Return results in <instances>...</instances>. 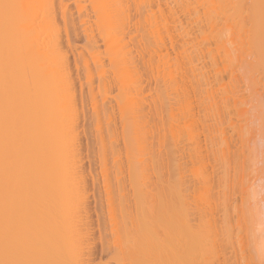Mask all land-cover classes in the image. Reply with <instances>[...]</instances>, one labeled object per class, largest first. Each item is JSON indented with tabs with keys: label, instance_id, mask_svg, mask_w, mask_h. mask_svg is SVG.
<instances>
[{
	"label": "bare ground",
	"instance_id": "bare-ground-1",
	"mask_svg": "<svg viewBox=\"0 0 264 264\" xmlns=\"http://www.w3.org/2000/svg\"><path fill=\"white\" fill-rule=\"evenodd\" d=\"M138 1L136 2L133 0H90V4L93 8L92 9V11H93L92 16L94 18L98 19V20H96V23L98 22L99 24L102 25V22H104L103 26H105V29H106V26H107V29H109L107 32H106L107 29L103 30L105 32L100 34L102 32V27H97V25H96L97 28L95 27V29L97 30L100 28L101 32L98 30L97 31L94 30V32L95 31L98 33L100 32L99 33L100 34L99 36L101 37L100 40L101 41L103 40V42H104V44L101 42L103 45V49H104V46L106 48V46L108 45V49H106V51L108 52V54H107L108 59L107 60H109V61L107 62V64L109 63V65L117 68V70H118V65L119 66L121 65L120 69L118 70L117 73H116L117 70L115 68H114V70H112V68H111L112 73L113 74L116 73L115 75L117 76V74H118V76H119V71H120V75H122L123 73L124 74L126 73L125 74L126 75L125 80L126 79L128 80L127 76L130 78V81H128V82L126 81L127 84L130 83V85H128V87L126 88L127 89L126 93L128 94V96L126 97L124 104L122 101V105L119 104L118 107H120L121 108L120 110H122V109H124V106H125V109L127 108L128 115L130 114V116H128L126 114V115H124V117L128 116V119L130 121V125H132L136 129V130L133 129L134 130V132H133V130L131 128L134 135L137 133L135 135L137 139L135 138V136H133L134 137L133 139L134 140L136 139L135 144L136 143L138 144V146H137V144L135 145L136 149H134V150H137V147H138L137 151L139 152L137 159H136V156H135V158L133 157V159H135V161H136L135 162L133 160V162H135L136 169L138 170V173H139V174L137 173L139 175L138 177H140L139 189L137 188L138 189V191H137L134 188L135 190L133 189L134 191L132 192L133 198L131 197L132 199H129L128 198L129 192L126 193L125 192L126 189H123V187H122V189L120 188V183H121L120 180H122L121 173L123 172L121 169H123V167H122L123 165L121 166V162H119V159L117 158V156H119V155H118L117 151L115 150V148L111 147V146H113V144L108 145V143H109L108 140L110 139V138L109 139L107 138L108 135L107 136L105 135L107 139H105V137L103 139V136H102L104 133L105 134L109 133V132H107V129H106L107 127L106 128L104 127V124L106 123L104 120V116H103V119H101L103 121V124H101L102 121L100 120V117L98 116L99 114H95V119H94L95 128L94 129L96 131L95 137H96V141H97V145H98L97 160H98V164H99V171L97 170L98 174L97 173L92 174L93 172H91V176H92V180H93L94 184H96V183L100 184L99 182H101V185H99V187L100 186L102 187L101 191H103L102 196H104V198H103L104 201L101 200V202H102L101 207H98V208H100V210H102L101 208L105 205V211H104L105 212V218H104L103 213H101L102 215L100 213L99 214L101 216H103V218L107 221V222L105 221V224H107V229L104 230V233L106 231V233L109 235V236H107V234H104V235H106V241L108 242L107 246H110V247L112 246L113 252L111 253L112 254L111 258H112V260L115 261V263L117 261L118 264H125L124 263V261H125L124 255L127 252V250H126L125 246H124V248L121 247L124 250L120 249L118 246H122L121 243H123L122 241L124 239H125V242L127 241V237H129L128 235H134L135 236V242H137L139 244V246H146V250H145V247L143 248V250L146 251L144 254L145 257H144V259L141 258L142 261L145 260L143 264H214V259L219 258L218 256H220V255L223 256L224 250H223L222 254L217 255L219 253L218 252L219 249H216L217 246L215 247L213 245L215 242V237H217V235H219V234L216 233V235H215V233H214V237H213V232L215 230L214 231L212 230V227H214V226L211 227V224L208 221L210 216H208L209 218L207 221L202 220V216L205 213H208V214L214 213V212H212L214 207H212V204L210 203L209 200L211 199L210 196L212 195V197H213V194L215 192L211 193V195L208 192L210 191L209 186L212 185L211 183H210L211 185L209 184V182H212L211 180H209V178L211 177V175L214 174V172H215L214 170H216V169L213 170L214 165L213 166L211 165L213 171H211L212 172L211 174L208 172L207 160H209V158H207V156L203 157V155H202L203 153L201 154L199 151V149L202 148V146L200 148L197 146V144H200L199 141L197 142V140H198L197 138L199 136L198 137L196 136L197 137L196 138V137H194L195 135L193 134L195 132H196V135L199 133L197 132V130H195V131L193 130L194 127L197 129H198V127L196 126V120L193 118L194 113L191 112L192 111L191 105H190L191 104L190 103L191 97L189 99L187 97L188 95H186V93H185V95H186L185 98H181L182 100L179 97V94H180V96H183L184 91L180 90V93L178 94L177 90H170L169 89V92H168V90H164L163 91V93L165 94V97L163 96L164 97L163 100L165 101V102H163L164 106L161 103H160V105L163 106L162 112L165 109V111H164V114H165L164 119L165 120H164V122H161L162 117H161V115H158V112H157L158 110H157V108H155V109H153V112L154 113L157 112L158 117L156 116L157 119L154 121V123L151 125L149 124L150 126L147 127V122H146L147 116L144 118V116L146 114L143 115L144 110L147 109L146 108L147 106L144 109L142 107L141 100L139 101L137 99V95H136V94H138L137 91L141 89L140 84H136L138 81H140V78L138 75V72L140 73V71H139V68L137 67L138 65L134 62V57L131 55L132 51L129 48H127V44H125L124 43L125 41H123V40H126V39H123V34L126 33L127 29L125 28L126 29L125 30L122 28L123 25L124 26L127 25V27H128V24H125V23H129V22L131 23L130 16L126 11L129 10L131 6L133 7V5L134 6L137 5V3H139ZM140 1L143 2V0H140ZM147 1H149V0H147ZM57 2H59V4L61 5L63 3V0H58ZM67 2H68V0H67ZM73 2L76 4V2H78V1H73ZM151 2H152V0H151ZM229 3H230V1H229ZM231 3H232V1H231ZM53 4H54L53 0H0V264H86V261H87V263H89L88 259L91 258V257H89L90 256L89 255L90 254V250H89L90 248L88 246H91L92 243L89 242L91 240V238L89 240V237H91V233H94V232H91V230L89 229V226H90L89 221L90 220L88 219V216H87L88 215V213H87V202H88L87 193L88 192L85 191V189H86L85 178L87 177L86 176L87 174H85L81 168L82 157L80 158V156H79L80 151H79V147H78L80 143H78V136H77V133L75 132V129H74V126H76V123H77L76 120H77V116L79 113L76 114V111H77L75 109L76 106L72 105L73 104V102H72L73 93L72 92H74V91L71 92V87H72L73 83L70 80L71 76L69 77L70 70H69V66L67 63L68 61L66 60L67 55H65L66 57L63 55L64 53H66L67 49L65 50L63 48L65 50V51H63V49L60 48V42L58 40V29L60 28L59 27L60 25L59 26L56 25V22L54 21L55 16H54ZM176 4H177V2H176ZM43 5L46 6V8ZM66 5L67 4L65 3L64 6H66ZM248 5H247V7H248ZM54 6H56V5H54ZM58 6H57V8H58ZM76 6L77 7L80 6V8H81V5H79V4H77ZM135 7H134L135 12H136V10L138 12V8L136 7L137 9H135ZM42 8H45V10L43 9L44 10L43 11ZM139 8H141V7H139ZM204 8H202V9H204ZM38 9L42 12L37 15L36 11ZM63 9H64V7H63ZM182 10H184V9H182ZM56 11H57V9H56ZM61 11H62V9H61ZM70 11H69V14H68V11H66L67 12L66 14L64 12H61V14L58 13L60 16V20L62 19V21H63L62 22L63 25L66 23V15H70V16H68L70 19V17H71ZM217 11H218V9H217ZM84 12H87V10ZM135 12H134V14H135ZM151 12H150V14H151ZM188 12H190V11H188ZM255 12H256V10H255ZM130 13H132V12H130ZM142 13H144V12H142ZM252 13L254 14V12H252ZM156 14H159V13H156ZM197 15H198V13H197ZM199 15H200V13H199ZM84 16L86 18L85 13H83V15L82 14L80 15V17H81L80 20H79V16H78V19L76 18L77 20L75 19V22L79 21V23H76V26H78V24H80V22L83 23V21H84L83 17ZM175 16H177V15H175ZM224 16H225V13H224ZM134 17L135 16H133V18ZM148 17H149V15H148ZM193 17H195V16H193ZM89 19H91V18H89ZM193 20H194V18H193ZM94 21H95V19L93 20V22ZM153 21H154V19H153ZM162 21H165V20L163 19ZM85 22L87 23V20ZM191 22H190V24H191ZM195 22H196V20H195ZM246 22H247V20H246ZM57 23H59V22L57 21ZM71 23H73L72 20H70V22L68 24L71 25ZM137 24L139 26L138 20H137V22L133 23L134 28L135 27L139 28V27H137ZM143 24H145V23L143 22ZM171 24H172V22H171ZM181 24H183V23H181ZM85 25H88V23ZM85 25L82 24L81 29H84L82 27ZM166 25H168V23ZM179 25H180V23H179ZM206 25H207V23H206ZM254 25L256 26V24H254ZM57 26H58V28H57ZM74 26L75 25H73V27ZM164 26L162 25L161 29L164 28ZM169 26H170V23H169ZM89 27H87V28L89 29ZM61 28H63V26H61ZM64 28H65V26H64ZM93 28H94V26H93ZM206 28H207V26H206ZM214 28H215V25H214ZM226 28H227V25H226ZM251 28H252V26H251ZM70 29L73 30L74 28L73 29L70 28ZM197 29H198V27L196 28V30ZM91 30H92L91 28L88 30L89 32H87L86 29L81 30V31H83L82 35L83 36L86 35V38L85 37L84 38L85 39L88 38V40H90V42H88V43L86 42V44H85V45L88 44L87 45V47H88L89 43H90V46L88 47V49H90V51H92L91 50L92 49L91 48L92 42L93 43L96 42V44H98V42H99V40L97 42V40H96L97 38L95 39L96 34L94 36ZM151 30H152V28H151ZM154 30H155V28H154ZM229 30H230V28H229ZM231 30H232V28H231ZM73 31L75 32L76 29ZM73 31H71V32H73ZM133 31L135 32L136 30H133ZM142 31H143V29H142ZM156 31L157 30L154 31L155 34L153 32L154 35L157 34ZM170 31H172V30H170ZM238 31H240V30H238ZM242 31H243V29H242ZM259 31L261 33L260 27H259ZM64 32H66V31H62V34ZM221 32H222V30H221ZM76 33H77V31H76ZM79 33H80V31H79ZM79 33H77V35ZM194 33H197V32L195 31ZM201 33H202V31H201ZM256 33H258V31H256ZM256 33L253 35L255 36ZM262 33L264 34L263 31H262ZM64 35H65L64 38H66V33H64ZM127 35H128V33H127ZM194 35H196V34H194ZM212 35H213V33H212ZM258 35H259V33H258ZM99 36H98V38H99ZM129 36H131V33ZM138 36H140V34ZM146 36H148V33H146ZM157 36H158V34L156 35V37ZM246 36H248V35H246ZM165 37H166V35H165ZM258 37L261 38L260 36H258ZM61 38H63V35H61ZM74 38H76V37H74ZM134 38H135V42H137L138 39H136V37H134ZM222 38H223V36H222ZM225 38L226 37H224V39ZM244 38H246V37L244 36ZM158 39H160V36H158ZM189 39H191V38H189ZM200 39H201V37H200ZM261 40L262 39H260V41ZM62 41H63V39H62ZM71 41H73V40L71 39ZM129 41L130 40H128V42ZM140 41H141V39H140ZM160 41H162V40H160ZM180 41H182V40L180 39ZM232 41H233V38H232ZM256 41H259V40H256ZM66 42H68V48H69V41L66 40ZM79 42H82V41L79 40ZM195 42H196V40H195ZM71 43L74 44L73 42H71ZM72 44H71V47H72ZM132 44L135 45L134 43H132ZM254 44H255V42H254ZM261 44H262V42H261ZM138 45H140V44L138 43ZM162 45H163V43H162ZM188 45H190V44H188ZM74 46H75V44L73 45V47ZM128 46H130V45H128ZM161 46H159V47H161ZM176 46H177V43H176ZM194 46H195V44H194ZM262 46L264 47V44ZM84 47H86V46H83V49H84ZM98 47H99V45H98ZM134 47L137 49L136 45ZM66 48H67V46H66ZM99 48H101V47H99ZM149 48H151V47H149ZM171 48H173V47H171ZM182 48H183V45H182ZM229 48L231 49V47H229ZM69 49H71V48H69ZM93 49H94V46H93ZM96 49H98V48H96ZM136 49H135V51H136ZM241 49H242V47H241ZM253 49H255V48H253ZM84 51H85V49H84ZM88 51L89 50H86V52H88ZM90 51L88 53L89 55L87 54L88 57H90L91 54L96 53V52L90 53ZM104 51H105V49H104ZM137 51L141 52L142 48H141V51L138 49H137ZM171 51H172V49H171ZM77 52H80V51H77ZM161 52H164V51L161 50ZM161 52L159 50L158 53H161ZM263 52H264V49H263ZM100 53H99V55H102ZM242 53H243V51H242ZM255 53H257V52H255ZM66 54H68V53H66ZM70 54H71V52H70ZM137 54H138V52H137ZM213 54H215V53L214 52L212 53L211 51H207L206 57H209L211 59V61L209 62L210 65L211 66L213 65V68H217L218 65L215 62L216 60H214L215 57ZM105 55H103V56H105ZM138 55H140V53ZM184 55L186 56L185 51H184ZM140 56H142V55H140ZM149 56H151V55H149ZM168 56H169L168 52H166V54H163V57L158 60L156 66H154V65L156 63L155 61H157V60H155V61L152 60L150 62L151 69H149V70H152V64L151 63L155 62L153 65L154 67H156L155 71H157V73H160V72H158V70L161 68V66L163 67V64H164V67H165L170 62V60H173L171 58L168 61L167 60ZM188 56L190 58V55H188ZM199 56H200V54H199ZM224 56L226 58H228V61H229L228 62L227 59L225 60V58L223 57L224 58V64L223 65L227 67L228 65H230V61H231V59H229V52L227 49L225 50ZM180 57L182 58V56H180ZM86 58L82 55V53H80L79 56H76V57L71 58V59H73L72 60L74 63L73 67L75 68V70H76L75 72L77 73L76 77L79 76L78 72H80V70H84L83 75L85 77V83H86V85L88 84L89 87H91V76H93L91 70H93V68L90 69L89 63L92 61L91 66L93 65L92 67H94V70H96V69L98 70V68H100V70L103 71L104 66L102 65V61H100V60L104 59V57L102 59L101 58L98 59L97 55H94V56H91L89 58L90 60L86 59ZM196 58H198V57H196ZM189 60H191V59H189ZM207 60H209V59H207ZM247 60H248V58H247ZM139 61H141V59H139ZM177 61H178L177 59H176V62L174 61L175 64L177 63ZM187 61H188V58H187ZM248 63H250V62H248ZM107 64H106V66H109ZM220 64H221V62H220ZM104 65H105V63H104ZM177 65H179V61H178ZM205 65H206V63H205ZM173 66H175V65H173ZM173 66H171V67H173ZM181 66L183 67V62L181 63ZM241 66H242V64H241ZM244 66L245 65L243 64V71L246 70V69H244ZM179 67H180V65H179ZM121 68L123 71L121 70ZM250 68H252V67L250 66ZM255 68H256V66H255ZM71 69L73 70V68H71ZM169 69L170 70L172 69V71L170 72V73H172L175 68L173 67V68H169ZM204 69H205V67H204ZM97 70L95 72H97ZM100 70L97 72V74L95 72H93V73L98 75V73L101 72ZM106 70H108V69H106ZM149 70H148V73H149ZM121 71L123 73H121ZM178 71H179V69H178ZM191 71H192V69H191ZM177 72H174L173 75L174 74L176 75ZM209 72H210V70H209ZM95 74H94V76L96 77ZM155 74H153V75H155ZM161 74H162V71H161ZM197 74H199V73H197ZM200 74L202 75L201 76L202 80H207L209 78L208 74H203V72L202 73L200 72ZM230 75H231V73H230ZM148 76H150V75H148ZM227 76H229V74ZM84 77H83V80H84ZM97 77H99V75ZM102 77H104V76H102ZM112 77H113V75H112ZM122 77H124V76H122ZM171 77L172 76H170V78ZM192 77H193V75H192ZM221 77L222 76L220 75V78ZM72 78H73V75H72ZM114 78H116V77H114ZM157 78H158V76H157ZM77 79H78L79 86H80L79 88L81 90V88L83 86V82L81 81V78L78 77ZM100 79H101V77H100ZM118 79H119V83H120V81L122 82V79L120 78V76ZM118 79H117V81H118ZM152 79H153V77H152ZM104 80L106 81V79H104ZM153 80L155 81V79H153ZM74 81H75V79H74ZM107 81H108V79H107ZM113 81H114V79H113ZM179 81H181V77H180ZM217 81H219V79ZM96 82H98V79ZM173 82H174V80H173ZM200 82H201V80H200ZM101 83L104 85L105 82H101V80H100V84ZM106 83H108V82H106ZM171 83H172V81H171ZM194 83H196V82H194ZM109 84H110V81H109ZM113 84L116 85L117 83H112V81H111V85H113ZM125 84L123 85V83H121L120 87H122V85L125 86ZM174 84H176V83H174ZM174 84L172 83L170 85L173 86ZM252 84H253V82H252ZM88 85H87V88H88ZM92 85H94V84H92ZM103 85H100V87ZM166 85L167 84H165V86ZM228 86H230V85H228ZM73 87H72V90H74ZM95 87H97V89H98V86H95ZM103 87H106V86H103ZM181 87H182V84H181ZM107 88H111V86H107ZM171 88H174V87H171ZM201 88H202V84H201ZM117 89H118V86H117ZM193 89H194V86H193ZM251 89H253V88H251ZM234 90H235V88H234ZM254 90L256 91L255 87H254ZM259 90H261V88H259ZM103 91H104V89H103ZM192 92L193 91L191 90V93ZM199 93H201V92L199 91ZM205 93H206V91H205ZM103 94H104V92H103ZM123 94H124V92L122 93V95H120V97L122 96V98H124ZM146 94H148V93H146ZM146 94H143V96H145ZM154 94H156V93H154ZM150 96L151 95H149V97ZM241 96L239 95V97H241ZM76 97H77V95H76ZM92 97H93V94H92ZM97 97H99V96H97ZM155 97H156V95H155ZM157 98L158 97H156V99ZM198 98H200V97H198ZM205 98H206V100L208 99L207 102L204 99V102L206 103L205 106L207 105L208 109L209 108L212 109V107L215 108L217 102L214 101L213 96H211V94L209 93L208 96ZM74 99H75V97H74ZM120 99H119V102H121ZM141 99H144V98L142 97ZM170 99L171 100L174 99V103L171 102ZM245 99H246V97H245ZM255 99H256V97H255ZM78 100H80V99H78ZM121 100H123V99H121ZM228 100H226V102L224 101L223 104L226 105V103H229ZM74 102L76 103V101H74ZM159 102H162V100L159 99ZM108 103L106 104V106L108 105ZM152 103L154 104V107H156L157 103L155 104V101ZM199 103H200V101H199ZM199 103H196V106L197 105L199 106ZM202 103H203V100L201 101V104ZM116 104H117V102H116ZM85 105H86V102H85ZM114 107H116V106H114ZM157 107L160 108V106H158V105H157ZM255 107H256L255 109L257 110L258 109L257 106H255ZM78 108H79V105H78ZM112 108H113V106H112ZM204 108L205 107H203V109ZM203 109H201V110H203ZM115 110H116V108H115ZM159 110H160L159 112H161V109H159ZM205 110L207 111V109H205ZM220 110H222V109H220ZM80 111H81V109H80ZM196 111H197V109H196ZM110 112H112V111H110ZM124 112H125V110H123V113L121 111L122 114L121 113L120 114L123 116V114L126 113V112L125 113ZM85 113H86V111H85ZM97 113H98V111H97ZM107 113L108 112H106V118H108L110 116L109 114L107 115ZM147 113H148V111H147ZM80 114H82V113L80 112ZM178 114H179V117H178ZM102 115H101V117H102ZM112 115H113V113H112ZM211 115H212V113H211ZM222 115L223 114H221V117L223 118ZM228 115H227V117H228ZM247 115H250V114L247 113ZM258 115H260V114H258ZM196 116H198V115H196ZM124 117H122V119H121L123 122L125 120V119L123 120ZM159 117H161V118H159ZM262 117H264V115ZM262 117L260 120H262V122H264V118L262 119ZM158 118L160 121H158ZM108 119L110 120L111 118L109 117ZM108 119H106V120L108 121ZM113 119H115V118H113ZM189 121H190V123H189ZM208 121H209V119H208ZM110 122H111V120H110ZM149 122H151V121H149ZM158 122L161 123V125ZM187 122L189 123V125L187 124ZM209 122H211V120ZM197 123H198V125L201 124V123H199V121ZM180 124L182 125V128H183L182 130L186 131V129H187V131H188L186 133L187 134L186 137H188L187 139L183 138V136L185 137V134L183 135L182 131L180 132V129H181ZM106 125H108V124L106 123L105 126ZM201 125H200V127H201ZM79 127H81V126H79ZM103 127L106 129V131L101 133V128L104 129ZM221 127H222V125H221ZM115 128H117V127H115ZM190 128H191V130H189ZM201 128H200V130H201ZM82 130H83V128H82ZM111 130H112V128H111ZM185 131H183V132H185ZM234 131H235V129H234ZM127 132H128V129H127ZM111 133H110V135H112ZM114 133H115V131H114ZM148 133H150V135ZM235 133H239V132H235ZM241 133H243V130L241 131ZM246 133L248 134V132H246ZM82 134H83V132H82ZM180 134H182V137L180 136ZM203 134H204V132L202 133V135ZM227 135H228V133H227ZM82 137H84V136H82ZM179 137H181V139L184 141L180 140ZM127 138H128V136H127ZM192 138L194 139L193 140L194 142L189 143L192 141ZM130 139L131 138H129V141L132 140V139L131 140ZM185 139H186V143H185ZM188 139H191V141L188 142L187 141ZM243 139H244V136H243ZM104 140L107 142V145L110 147V150H108V148L106 149V144L104 143ZM150 140H152V141H150ZM225 140H226V138H225ZM228 140H230V139H228ZM262 140H263V145H264V139H262ZM129 141H128V143H129ZM183 142L185 143L184 145H186V146H188V144H189V147H187V148H190V146L192 144L193 148H192L191 152H193V150H195L194 146H197V148H196L197 151L195 153V157L191 156L192 153H191V155H190V153L188 155L189 150H187V152L185 151L187 153V157L185 156V152H184L185 149L183 150L184 145L182 144V146H179ZM209 142H210V140L208 141V143ZM194 143L196 145H194ZM234 143H235V141H234ZM122 144H123V142H122ZM129 144L127 147H129ZM80 145H82V144H80ZM186 146H185V148H186ZM133 147H134V145H133ZM148 147H149V149H148ZM220 147H221V145H220ZM242 148H243V146H242ZM89 149H91V148H89ZM129 149H130V147H129ZM154 149H155V151H154ZM224 149H225V146H224ZM132 150H133V148H132ZM190 150H191V148H190ZM235 152H236V150H235ZM129 153H130V151H129ZM176 153H177V157L179 156V159H177V157H175ZM147 154H148V156H147V158H145L144 156ZM108 155H110L112 160H113V161H111V159H110V162H112L111 165L108 163V157H109ZM127 155L131 156V154H127ZM123 157H124V155H123ZM157 157H160V158L157 159ZM163 157H165V158H163ZM256 157H258V156H256ZM91 158H93V157H91ZM91 158H89V159H91ZM253 158H254V155H253ZM159 159H163L164 161L160 160L162 162H159L158 161ZM192 159L194 160V163H195V161L198 162L195 164V166L199 164L198 167H192L191 166L192 168L188 167L185 171V167H186L185 165L187 163L194 165L192 162ZM226 160H228V158ZM240 162H242V161H240ZM90 163H91V160H90ZM131 163H132V161H131ZM131 163L130 162L127 163L129 165V166H127L128 167L127 168L128 174H129V172L131 173L129 175L130 178H128V179H131V175L133 176V174H132L133 170L131 167L132 166ZM220 163H221V161H220ZM210 164H208V165H210ZM215 164H217V163H215ZM260 168H262V167H260ZM93 170H94V168H93ZM221 170L222 169H220V171ZM224 171H225V168H224ZM124 172H123V175H124ZM185 172H187L186 173V174H188L187 176L185 175ZM134 173H135V171H134ZM251 173H253V171ZM254 173H255V171H254ZM254 175H256V174H254ZM188 176H190V177L197 176L196 178L199 181H196V182H198L197 183L198 186H197L196 190H198L199 192H195L194 188H193L192 191H194V192L191 195V193L189 192L190 186L188 187V179H186ZM218 176H219V174H218ZM99 177H100V179H99ZM194 180H196V179L193 178L192 182ZM219 180H220V177H219ZM190 183L191 182L189 181V184ZM193 183H195V182H193ZM246 183H247V181H246ZM258 184H260V183L258 182ZM263 184H264V182H263ZM133 185H135L134 182H133ZM131 186L132 185L130 184V187ZM192 186H194V184H192ZM239 186H241L240 183H239ZM250 187L247 188L248 191L250 190ZM263 187H264V185H263ZM239 188H241V187H239ZM97 189L99 190V188H97ZM234 190H236V189L234 188ZM126 194H127V196H126ZM234 194H235V192H234ZM251 194L253 196H256V195H254V194H257V193H255V189H253ZM215 196H217V195H215ZM247 196H248V194H247ZM114 197H116V198L118 197V199L120 200V202H118V204L120 206V207H118L119 210L117 208L118 211L114 210L115 208L113 209ZM97 199H98V197H97ZM215 199H214V201H215ZM98 202H99V200H98ZM197 202H199V203H197ZM241 202H242V200H241ZM253 203L255 204V202H253ZM99 205H100V203H99ZM256 207H257V205L255 204V208ZM258 207L260 208L259 205H258ZM193 210L198 211V214H199L198 218L199 219L197 221H195L196 218L194 216L195 212H197V211L193 212ZM79 211H82L83 212L82 214H85L84 218H81V219L78 218L80 215ZM114 213L115 214L119 213L120 219L116 218L117 215H115ZM82 214H81V217H83ZM215 214L216 213H214V216H215ZM195 215H197V213ZM97 216H99V215H97ZM204 216H206V214ZM211 216L214 217L213 215H211ZM212 217H211V219H212ZM237 217H238V214L235 218L236 220H237ZM225 218H226V216H225ZM225 218H223V221ZM252 218H253V216H252ZM215 219H216V217H215ZM215 219H214V221H215ZM256 220H258V216H257ZM258 222L262 223L260 221V218H259ZM213 223H215V222H213ZM255 223H256V221H255ZM97 224H98V222H97ZM91 228H92V226H91ZM261 228H263V227L261 226ZM238 230H239V227H238ZM120 231H121V233L119 234ZM216 231H218V230H216ZM231 231L232 230H230V232ZM219 232L220 231H218V233ZM250 232H252V230ZM222 233H223V231H222ZM101 234L102 233H99L98 240H101V238L103 239ZM73 236H78L77 239L78 240L80 239L81 241L74 240ZM262 236H263V234L261 235V238L259 240V249L262 252V254L264 255V236L263 237ZM130 237H129V239H130ZM250 238H253V237H250ZM217 239L218 238H216V240ZM85 240L86 241L88 240V242L86 243ZM93 240H94V237H93ZM83 241H85V244L83 245L85 247H82V244L84 243ZM72 242H74L76 244V245L74 244L76 246V248L75 247L71 248V246L73 244ZM79 242H83V243H81V246H80ZM135 242H134V240H130L131 246H132V244H135ZM128 243H127V246H128ZM240 245H242V244H240ZM224 247H223V249H224ZM247 247H248V245H247ZM91 248H92V246H91ZM136 249H137V247H136ZM136 249L134 248L135 251H136ZM220 249H221V246H220ZM255 249H256V247H255ZM92 250L93 249H91V251ZM125 250H126V252H125ZM122 251H124L125 253ZM128 251H129V249H128ZM225 251H226V249H225ZM88 252H89V254H87ZM139 252H140V250H139ZM239 252H240V250H239ZM121 253H123L124 255L121 256ZM227 253H228V251H227ZM129 254H131V256H132L134 253L132 254V251H131V253L129 252ZM141 254L143 255L142 252H141ZM135 255L136 254H134V256ZM123 258H124V261H123ZM262 258H263V256H262ZM239 259H238V261H239ZM134 260H135V258H134ZM139 260H140V258H139ZM225 260H226V256H225ZM219 261H223V260H219ZM219 261H218V264H219ZM256 261H257V259H256ZM91 262H92V260H91ZM245 262H246V260H245ZM108 263L110 264V261ZM140 263H141V261H140ZM138 264H139V262H138ZM220 264H222V263H220Z\"/></svg>",
	"mask_w": 264,
	"mask_h": 264
},
{
	"label": "rangeland",
	"instance_id": "rangeland-1",
	"mask_svg": "<svg viewBox=\"0 0 264 264\" xmlns=\"http://www.w3.org/2000/svg\"><path fill=\"white\" fill-rule=\"evenodd\" d=\"M58 0H53L54 4H53V7H54V16H55V22H56V25H60L59 29H58V40L60 42V48H64L66 50V53H64L63 55H67L66 57V60L68 61V66H69V70H70V73H69V77H70V80L72 81V87L74 90H72V87H71V92L73 93L72 95V102H73V106H76L75 110L76 111V114H78L77 116V120H76V126H74V129H75V132L77 133V136H78V143L82 144L80 145L79 144V156L80 158L82 157V170L84 171L85 174H87L86 178H85V191H87V197H88V202H87V213H88V220L90 222V226H89V229L91 230V232H94V233H91V237H89V240L91 238V240L89 242H91V246H88L90 249V254L89 252L87 254H89L91 257L90 259H88V262L86 261V264H109L108 262L110 261V264H118V262L114 260H112L111 258V253L113 252V248L112 246H107L108 242L106 241V235L104 234H107L106 231L104 233V230L107 229V224H105V205L101 208L102 210H100V208L98 207H101V200L104 201V196L103 195V191H101V186L99 187V185H101V182H99L100 184L96 183L94 184L93 183V180H92V176H91V172H93L92 174H95L99 171V164H98V160H97V150H98V145H97V141H96V137H95V126H94V119H95V114H99L98 116L100 117V120L103 119V116H104V120L105 122L108 124L105 126L104 124V127L107 129V132L109 133H104L102 136H103V139L105 137V139H109V143L108 145H112L111 147L115 148V150L117 151L118 155L120 156H117V158L119 159V162H121V166L123 167V169H121L123 172H124V175H123V172L121 173L122 175V180H120V188L122 189H126L125 192L128 193V198L129 199H132L133 198V191L136 189L138 191L139 189V179L140 177H138L139 173H138V170L136 169V166H135V159H133V157L135 158L136 156V159H137V156L139 155V152L137 151L138 150V147H137V150H134L136 149L135 145V141H136V134L134 135L133 132L135 129V127H133L132 125H130V121L128 119V116H130V114L128 115V112H127V108L125 109V106H124V109L120 110L121 108L118 107L119 104L122 105V101H123V104H124V101L126 99V97L128 96V94L126 93V88L128 87L129 84L126 83V81H130V78L127 76L128 80L126 79L125 80V74L122 72V68H121V73H123L122 75H120V71H119V76L120 78L122 79V82L120 81L119 83V76L117 74V76L115 75L118 70L120 69V66L118 65V70L117 68L115 67H112L111 65H109V63L107 64V62L109 60L108 59V52L106 51V49H108V45L104 46V49H103V45L102 43L104 44L103 40L101 41V37L99 36L100 34L104 33L105 31L103 30H106L107 29V26H106V29H105V26H103L104 22H102V25L99 24L98 22L96 23V20H98L97 18H94L92 15L93 11H92V6L90 4V0H63V3L60 5L59 2H56ZM73 1H78L76 2V4L73 2ZM133 1H138V0H133ZM206 1V2H205ZM230 1V3H229ZM232 1V3H231ZM139 3H137V5H135L137 8H138V12L136 10H134V5L133 7L131 6L129 10H127L126 12L129 14L130 16V20H131V23L134 21V22H137L138 20V23H139V26L137 24V27L139 28H134V25L133 23L130 24L129 23H125V24H128V27L127 25H123V29L126 30V33L123 34V39H126V40H123L125 41L124 43L127 44V48H129L131 51H132V56L134 57V62L138 65L137 67L139 68V71L140 73L138 72V75H139V78H140V81H136L137 83L136 84H140L141 86V91L138 90L136 94L137 95V99L140 101L141 100V104H142V107L145 109V107L147 109H143L144 110V118L146 117V122H147V127H149L151 124L154 123V121L157 119L156 116L158 117V115H161V122H164V118H165V114H164V111L162 112L163 110V102H165L163 99L165 97V94L163 93L164 90H168L169 92V89L170 90H177V93L179 94L180 93V90L184 91L183 92V96H180L179 94V97L180 99L181 98H185L186 95H188L187 97L190 99L191 97V100H190V105H191V112L194 113L193 114V118L196 120V126L198 127L197 128H193V130H197V132L199 134L196 135V132L193 133L197 139V142L199 141L200 144H197V146L200 148L202 146V148L199 149L200 153L203 155V157L207 156V158H209V160H207V169H208V172L211 174L214 169L215 172L213 175H211V179L209 178V180H211L212 182H209V184L211 186H209L210 188V191L208 193H214L213 194V197L212 195L210 196L211 199L209 200L210 203L212 204V207L213 210L212 212L216 213L215 216H214V213L213 214H208V213H205L206 216H202V220H205L207 221L208 220V216H210L209 218V222L211 224V227H212V230L214 231L213 232V237H214V233L217 235V237H215V242H214V245L213 246H217L216 249H219L218 250V254H222L223 253V250H224V253H223V256L220 255L218 256L219 258L217 259H214V264H218V261L219 260H223V261H219V264L220 263H224V264H264V255L262 254V252L260 251L259 249V240L261 238V235L263 234L264 236V187H263V182H264V145H263V140L264 139V122H262L261 117L264 115V52H263V49L264 47L262 46L264 44V34L262 33V31L264 32V0H143L142 1H138ZM177 2V4H176ZM210 2V3H209ZM217 2V3H216ZM67 4L66 6H64V4ZM81 3V4H80ZM147 3V4H146ZM169 3V4H168ZM171 3V4H170ZM214 3V4H213ZM224 3V4H223ZM226 3V4H225ZM77 4L81 5V8L80 6H76ZM248 7H247V5ZM56 5V6H54ZM61 7H59V6ZM182 5V6H181ZM188 5V6H187ZM192 5V6H191ZM44 6V5H43ZM58 6V8H57ZM83 6V7H82ZM89 6V7H88ZM165 6V7H164ZM230 6V7H229ZM260 6V7H259ZM46 8V6H44ZM64 7V9H63ZM85 7V8H84ZM135 7V9H137ZM141 7V8H139ZM174 9H173V8ZM176 7V8H175ZM186 7V8H185ZM205 7V8H204ZM222 7V8H221ZM234 7V8H233ZM45 8H42V10ZM79 10H78V9ZM83 8V9H82ZM204 8V9H202ZM258 8V9H257ZM57 9V11H56ZM62 9V11H61ZM74 9V10H73ZM77 9V10H76ZM81 9V10H80ZM91 9V10H90ZM133 9V10H132ZM145 9V10H144ZM155 9V10H154ZM168 11H167V10ZM180 9V10H179ZM184 9V10H182ZM190 11V12H188ZM197 9V10H196ZM218 9V11H217ZM256 12H255V10ZM43 10V11H44ZM71 10V11H70ZM87 12H84L86 11ZM158 10V11H157ZM203 10V11H202ZM221 12H220V11ZM228 10V11H227ZM236 10V11H235ZM258 10V11H257ZM66 11H68V14H69V11H70V14H71V17L69 19L68 16L70 15H66V23L63 25L62 24V19L60 20V16L58 13L61 14V12H64L65 14L67 13ZM146 11V12H145ZM152 11V12H151ZM227 11V12H226ZM38 12V13H37ZM42 11H40L39 9L36 11V14H40ZM57 12V13H56ZM75 12V13H74ZM77 12V13H76ZM91 12V13H90ZM132 12V13H130ZM135 12V14H134ZM144 12V13H142ZM151 12V14H150ZM170 12V13H169ZM172 12V13H171ZM176 12V13H175ZM198 15H197V13ZM209 12V13H208ZM216 12V13H215ZM225 13V16H224V13ZM254 12V14L252 13ZM73 13V14H72ZM83 13L86 14V18L85 16L83 17L84 21L83 23L80 22V24H78V26H76V23H79V21H76L75 22V19L77 18L78 19V16H79V20L80 18V15ZM156 13H159V14H156ZM193 13V14H192ZM196 13V14H195ZM200 13V15H199ZM206 13V14H205ZM78 14V15H77ZM88 14V15H87ZM90 14V15H89ZM134 14V15H133ZM163 14V15H162ZM179 14V15H178ZM183 14V15H182ZM208 14V15H207ZM241 14V15H240ZM132 15V16H131ZM146 15V16H145ZM149 15V17H148ZM177 15V16H175ZM191 15V16H190ZM213 15V16H212ZM238 15V16H237ZM240 15V16H239ZM77 16V17H76ZM95 16V15H94ZM133 16H135L133 18ZM137 16V17H136ZM153 16V17H152ZM195 16V17H193ZM208 16V17H207ZM169 17V18H168ZM174 17V18H173ZM225 17V18H224ZM91 18V19H89ZM141 18V19H140ZM165 21H162L163 19ZM178 18V19H177ZM194 18V20H193ZM58 19V20H57ZM76 19V20H77ZM95 19V23L93 22V20ZM154 19V21H153ZM173 19V20H172ZM240 19V20H239ZM68 20V21H67ZM70 20L73 21V23H71V25H69L68 23L70 22ZM87 20V23L88 25H85L87 24L85 21ZM92 20V21H91ZM133 20V21H132ZM156 20V21H155ZM196 20V22H195ZM200 20V21H199ZM205 22H204V21ZM245 20V21H244ZM247 20V22H246ZM57 21L59 23H57ZM89 21V22H88ZM192 21V22H191ZM215 21V22H214ZM224 21V22H223ZM143 22L145 24H143ZM149 22V23H148ZM160 22V23H159ZM172 22V24H171ZM177 22V23H176ZM191 22V24H190ZM214 22V23H213ZM141 23V24H140ZM168 23V25H166ZM169 23H170V26H169ZM180 23V25H179ZM183 23V24H181ZM200 23V24H199ZM207 23V25H206ZM232 23V24H231ZM240 23V24H239ZM84 24L85 26H83L82 28L84 29H81V25ZM90 24V25H89ZM148 24V25H147ZM150 24V25H149ZM152 24V25H151ZM155 24V25H154ZM210 24V25H209ZM256 24V26L254 25ZM73 25H75L73 27ZM80 25V26H79ZM102 27V32L100 31V28L97 29L98 31H100L99 33L96 32L97 30L95 29V27ZM106 25V24H105ZM132 25V26H131ZM159 25V26H158ZM162 25L164 26V28L161 29ZM172 25V26H171ZM175 25V26H174ZM214 25H215V28H214ZM226 25H227V28H226ZM57 26V28H58ZM61 26H63V28H61ZM65 26V28H64ZM71 26V27H70ZM90 26V27H89ZM94 26V28H93ZM147 26V27H146ZM156 26V27H155ZM205 26V27H204ZM207 26V28H206ZM234 26V27H233ZM252 26V28H251ZM254 26V27H253ZM260 27V30H261V33L259 31V27ZM89 29L91 28L92 30V33L93 35L95 36V39L99 40L98 44L93 43L92 42V51H90V49H88V47L90 46V43H89V46L87 47L86 42H90V40L85 39L86 38V35L83 36L82 33L83 31L81 30H87V32H89L88 28ZM96 27V28H97ZM180 27V28H179ZM190 27V28H189ZM198 27V31L196 30V28ZM70 28H74L73 30L76 29L77 33H80L77 35L76 31L74 32L73 30H71ZM130 28V29H129ZM141 28V29H140ZM152 28V30H151ZM156 33L158 34V36H160V39H158V36L156 37L155 34V30ZM157 28V29H156ZM171 28V29H170ZM202 28V29H201ZM232 30L230 31L229 30ZM64 29V30H63ZM66 29V30H65ZM70 29V30H69ZM81 29V30H80ZM143 29V31H142ZM204 29V30H203ZM243 29V31H242ZM249 29V30H248ZM258 29V30H257ZM66 31L64 33H66V38L64 33L62 34V31ZM94 30H96L94 32ZM109 29L106 30V32L108 31ZM124 30V31H125ZM133 30H136L135 32ZM149 30V31H148ZM172 30V31H170ZM176 30V31H175ZM222 30V32H221ZM240 30V31H238ZM247 30V31H246ZM60 31V32H59ZM73 31V32H71ZM129 31V32H128ZM148 31V32H147ZM197 32V33H194V32ZM202 31V33H201ZM249 31V32H248ZM256 31H258V33H256ZM143 32V33H142ZM154 32V34H153ZM167 32V33H166ZM184 32V33H183ZM190 32V33H189ZM206 32V33H205ZM245 32V33H244ZM248 34H247V33ZM128 33V35H127ZM131 33V36H129ZM146 33H148V36H146ZM150 33V34H149ZM213 33V35H212ZM235 33V34H234ZM239 33V34H238ZM256 35L254 36L253 34ZM76 36H75V35ZM140 34V36H138ZM188 34V35H187ZM196 34V35H194ZM204 36H203V35ZM234 34V35H233ZM244 34V35H243ZM61 35H63V38H61ZM99 38H98V36ZM166 35V37H165ZM181 35V36H180ZM202 35V36H201ZM211 35V36H210ZM248 35V36H246ZM72 38H71V37ZM143 36V37H142ZM164 38H162V37ZM179 36V37H178ZM223 36V38H222ZM232 36V37H231ZM243 36V37H242ZM244 36L246 38H244ZM258 36H260L261 38H259ZM76 37V38H74ZM85 37V38H84ZM130 37V38H129ZM138 39L137 42L140 44L138 45L137 42H135V38ZM201 37V39H200ZM219 37V38H218ZM224 37H226L224 39ZM242 37V38H241ZM129 38V39H128ZM141 41H140V39ZM152 38V39H151ZM154 38V39H153ZM191 38V39H189ZM195 38V39H194ZM230 38V39H229ZM232 38H233V41H232ZM63 39V41H62ZM71 39L73 41H71ZM84 39V40H83ZM130 40L128 42V40ZM167 39V40H166ZM169 39V40H168ZM180 39L182 41H180ZM198 39V40H197ZM221 39V40H220ZM260 39H262L260 41ZM66 40L69 41V49L68 48V42H66ZM79 40H81L82 42H79ZM88 40V41H87ZM133 40V41H132ZM154 42H153V41ZM162 40V41H160ZM196 40V42H195ZM201 40V41H200ZM242 40V41H241ZM256 40H259V41H256ZM140 41V42H139ZM149 41V42H148ZM71 42H73L75 44V46L73 47L74 44H72ZM102 42V43H101ZM170 42V43H169ZM182 42V43H181ZM191 42V43H190ZM209 42V43H208ZM228 42V43H227ZM244 42V43H243ZM249 42V43H248ZM255 42V44H254ZM262 42V44H261ZM106 43V42H105ZM132 43H134L137 47L138 50L141 51V48H142V51L139 52L137 51V49L134 47L135 45H133ZM142 43V44H141ZM163 43V45H162ZM176 43H177V46H176ZM190 45H188V44ZM239 43V44H238ZM71 44H72V47H71ZM84 44V45H83ZM95 44V45H94ZM154 44V45H153ZM160 44V45H159ZM195 44V46H194ZM205 44V45H204ZM97 45V46H96ZM101 47L99 48L98 47ZM106 45V44H105ZM130 45V46H128ZM144 45V46H143ZM162 45V46H161ZM179 45V46H178ZM182 45H183V48H182ZM187 45V46H186ZM230 45V46H229ZM246 45V46H245ZM65 46V47H64ZM67 46V48H66ZM83 46H86L84 47L83 49ZM93 46H94V49H93ZM153 46V47H152ZM158 46V47H157ZM161 46V47H159ZM169 46V47H168ZM185 46V47H184ZM208 46V47H207ZM211 46V47H210ZM240 46V47H239ZM81 47V48H80ZM141 47V48H140ZM144 47V48H143ZM151 47V48H149ZM173 47V48H171ZM188 47V48H187ZM190 47V48H189ZM193 47V48H192ZM231 47V49L229 48ZM242 47V49H241ZM98 48V49H96ZM158 48V49H157ZM160 48V49H159ZM167 48V49H166ZM178 48V49H177ZM192 48V49H191ZM197 48V49H196ZM214 48V49H213ZM246 48V49H245ZM255 48V49H253ZM262 48V49H261ZM63 49V51H65ZM76 49V50H75ZM80 49V50H79ZM96 49V50H95ZM100 49V50H99ZM140 53V55L137 54ZM172 49V51H171ZM186 49V50H185ZM228 50L229 52V59H231L230 61V65H228L227 67L224 66V58L225 60L227 59L228 61V58H226L224 56V53H225V50ZM261 49V50H260ZM71 50V51H70ZM86 50H89L90 53L92 52H96L95 54H91V56H94V55H97V58L98 59H102L104 57V59L100 60L102 61V65L104 66L103 68V71L100 70V68H98L97 72L100 70L101 72L98 73L99 77H97L98 75L97 72H95L96 70H94V67L91 66V63L92 61L90 62L89 58L88 57V52H86ZM99 50V51H98ZM153 50V51H152ZM155 50V51H154ZM160 50L164 51V52H161V53H158ZM182 50V51H181ZM201 50V51H200ZM205 50V51H204ZM211 51L212 53L214 52L215 54L214 55V60H216L215 62L217 63L218 67L217 68H213V65L211 66L210 65V61L211 59L209 57H206V53L207 51ZM62 51V52H63ZM77 51H80V52H76ZM104 51V52H103ZM157 51V52H156ZM184 51H185V54L186 56L184 55ZM190 51V52H189ZM243 51V53H242ZM257 53H255V52ZM262 51V52H261ZM71 52V54H70ZM98 52V53H97ZM101 52V53H100ZM149 52V53H148ZM155 52V53H154ZM166 52H168L169 56L166 58L168 61L169 59H173V60H170V62L164 67V64H163V67L161 66V68L158 70V72L160 73H157V71H155L156 67V64L158 62V60L160 58L163 57V54H166ZM183 52V53H182ZM79 53V54H78ZM80 53H82V55L86 58V59H89L88 61L90 62V69L93 68V70H91L92 72V75L91 76V87H89L88 85V88H87V85L85 83V77H84V70H80V72H78V77L81 78V81L83 82V86L80 90V86H79V82H78V77L77 76V73L75 72V68L73 67L74 66V63H73V59L71 58H74L76 56H79ZM102 54V55H99ZM104 53V54H103ZM177 53V54H176ZM194 53V54H193ZM240 53V54H239ZM78 54V55H77ZM88 54V55H87ZM106 54V55H105ZM147 54V55H146ZM161 54V55H160ZM179 54V55H178ZM200 54V56H199ZM204 54V55H203ZM254 56H253V55ZM261 54V55H260ZM86 55V56H85ZM105 55V56H103ZM151 55V56H149ZM173 55V56H172ZM176 57H175V56ZM190 55V58L189 56ZM258 55V56H257ZM260 55V56H259ZM103 56V57H102ZM145 56V57H144ZM182 56V58L180 57ZM198 58H196V57ZM222 56V57H221ZM143 59H142V58ZM155 59H154V58ZM159 57V58H158ZM188 58V61H187V58ZM224 57V58H223ZM256 57V58H255ZM149 58V59H148ZM181 58V59H180ZM206 58V59H205ZM248 58V60H247ZM258 58V59H257ZM69 59V60H68ZM139 59H141V61H139ZM176 59L179 61V65L178 64V61L177 63L175 64L176 62ZM180 59V60H179ZM191 59V60H189ZM209 59V60H207ZM253 59V60H252ZM257 59V60H256ZM107 60V61H106ZM136 60V61H135ZM152 60H157L155 62H152V70H149L151 69V66H150V62ZM184 60V61H183ZM200 60V61H199ZM222 60V61H221ZM175 61V62H174ZM186 61V62H185ZM195 61V62H194ZM197 61V62H196ZM142 62V63H141ZM149 62V63H148ZM183 62V67L181 66V63ZM221 62V64H220ZM223 62V63H222ZM229 62V61H228ZM227 62V63H228ZM239 64H238V63ZM250 62V63H248ZM257 62V63H256ZM105 63V65H104ZM155 63V65H154ZM188 63V64H187ZM193 63V64H192ZM200 63V64H199ZM206 63V65H205ZM72 66H71V65ZM109 65V66H106ZM199 64V65H198ZM208 64V65H207ZM229 64V63H228ZM242 64V66H241ZM243 64L245 65L244 66V70L243 71ZM257 64V65H256ZM142 65V66H141ZM147 67H146V66ZM154 65V66H153ZM175 65V66H173ZM187 65V66H186ZM190 65V66H189ZM210 65V66H209ZM144 66V67H143ZM150 66V67H149ZM168 66V67H167ZM173 66L175 69L172 73H170L172 71V69L170 70L169 68H173L171 67ZM178 66V67H177ZM194 66V67H193ZM230 66V67H229ZM249 66V67H248ZM250 66L252 68H250ZM256 66V68H255ZM73 68V70L71 68ZM117 67V66H116ZM186 67V68H185ZM205 67V69H204ZM114 70V68L117 70L116 73H112V70ZM183 68V69H182ZM230 68V69H229ZM83 69V68H82ZM108 69V70H106ZM111 71H110V70ZM177 69V70H176ZM179 69V71H178ZM192 69V71H191ZM196 69V70H195ZM252 69V70H251ZM106 70V71H105ZM148 70H149V73H148ZM182 70V71H181ZM188 70V71H187ZM198 70V71H197ZM203 70V71H202ZM210 70V72H209ZM213 70V71H212ZM161 71H162V74H161ZM166 71V72H165ZM178 71V72H177ZM216 71V72H215ZM231 71V72H230ZM234 71V72H233ZM249 71V72H248ZM253 71V72H252ZM255 71V72H254ZM95 72V73H93ZM106 72V73H105ZM108 72V73H107ZM110 72V73H109ZM115 72V71H114ZM125 72V71H124ZM156 74H155V73ZM168 72V73H167ZM174 72H177L176 75L173 73ZM189 72V73H188ZM200 72L203 74H208L209 75V78L207 80H202L201 78V74ZM76 73V74H75ZM112 73V74H111ZM142 73V74H141ZM199 73V74H197ZM231 73V75H230ZM249 75H248V74ZM94 74L96 75V77L94 76ZM105 74V75H104ZM141 74V75H140ZM155 74V75H153ZM161 74V75H160ZM180 74V75H179ZM182 74V75H181ZM229 74V76H227ZM241 74V75H240ZM72 75H73V78H72ZM107 75V76H106ZM113 75V77H112ZM150 75V76H148ZM152 75V76H151ZM185 75V76H184ZM193 75V77H192ZM211 75V76H210ZM220 75L222 76L220 78ZM248 75V76H247ZM260 75V76H259ZM104 76V77H102ZM124 76V77H122ZM145 78H143V77ZM158 76V78H157ZM170 76H172L170 78ZM181 77V81L180 80V77ZM184 76V77H183ZM254 76V77H253ZM76 77V78H75ZM83 77H84V80H83ZM101 77V79H100ZM107 77V78H106ZM111 77V78H110ZM116 77V78H114ZM118 77V78H117ZM155 79V81L152 79ZM72 78V79H71ZM111 80H110V79ZM114 81H113V79ZM124 78V79H123ZM164 78V79H163ZM186 78V79H185ZM228 78V79H227ZM252 80H251V79ZM263 78V79H262ZM98 79V82H96ZM106 79V81L104 80ZM108 79V81H107ZM118 79V81H117ZM145 81H144V80ZM149 79V80H148ZM158 79V80H157ZM172 79V80H171ZM189 79V80H188ZM219 79V81H217ZM222 79V80H221ZM100 80L101 82H105L104 85L101 83L100 84ZM125 80V81H124ZM174 80V82H173ZM201 80V82H200ZM263 80V81H262ZM109 81H110V84H109ZM111 81L112 83H117L116 85L113 84L111 85ZM153 81V82H152ZM157 81V82H156ZM174 84L173 86L170 85ZM188 81V82H187ZM198 81V82H197ZM108 82V83H106ZM145 82V83H144ZM162 82V83H161ZM196 82V83H194ZM223 82V83H222ZM253 82V84H252ZM119 83V84H118ZM121 83H123V85L125 84V86L122 85V87H120ZM135 83V82H134ZM143 83V84H142ZM153 83V84H152ZM262 83V84H261ZM94 84V85H92ZM96 84V85H95ZM165 84H167L165 86ZM179 84V85H178ZM181 84H182V87H181ZM193 84V85H192ZM201 84H202V88H201ZM222 84V85H221ZM86 85V86H85ZM100 85H103V86H106V87H103ZM147 85V86H146ZM149 85V86H148ZM153 87H152V86ZM192 85V86H191ZM230 85V86H228ZM95 86H98V89L97 87ZM107 86H111V88H107ZM117 86H118V89H117ZM157 86V87H156ZM193 86H194V89H193ZM234 86V87H233ZM146 87V88H145ZM171 87H174V88H171ZM179 87V88H178ZM185 87V88H184ZM198 87V88H197ZM200 87V88H199ZM221 87V88H220ZM254 87L256 89V91L254 90ZM91 90H90V89ZM95 88V89H94ZM102 90H101V89ZM114 90H113V89ZM140 88V87H139ZM145 88V89H144ZM163 88V89H162ZM183 88V89H182ZM206 88V89H205ZM232 88V89H231ZM235 88V90H234ZM253 88V89H251ZM259 88H261V90H259ZM104 89V91H103ZM121 89V90H120ZM148 89V90H147ZM153 89V90H152ZM147 90V91H146ZM191 90L193 91L191 93ZM197 90V91H196ZM203 90V91H202ZM242 90V91H241ZM259 90V91H258ZM102 91V92H101ZM108 91V92H107ZM199 91L201 93H199ZM206 91V93H205ZM210 91V92H209ZM231 91V92H230ZM239 91V92H238ZM251 91V92H250ZM254 91V92H253ZM104 92V94H103ZM124 92L123 96L124 98H122V96L120 97V95H122V93ZM141 92V93H140ZM143 92V93H142ZM258 92V93H257ZM260 92V93H259ZM90 93V94H89ZM96 93V94H95ZM98 93V94H97ZM148 93V94H146ZM156 93V94H154ZM182 93V92H181ZM186 93V95H185ZM188 93V94H187ZM203 93V94H202ZM211 94V96H213V99L215 102H217L215 108L212 107L211 108H207V105L205 106V102H204V99L206 100L205 97L208 96V94ZM251 93V94H250ZM81 94V95H80ZM92 94H93V97H92ZM95 94V95H94ZM143 94H146L145 96H143ZM199 94V95H198ZM246 94V95H245ZM77 95V97H76ZM91 95V96H90ZM104 95V96H103ZM149 95H151L149 97ZM158 97L159 99L162 100V102H159V99L157 100L156 97ZM194 95V96H193ZM231 95V96H230ZM239 95L241 97H239ZM257 95V96H256ZM99 96V97H97ZM164 96V97H163ZM203 96V97H202ZM218 96V97H217ZM261 96V97H260ZM75 97V99H74ZM110 97V98H109ZM115 97V98H114ZM120 97V101L119 102V99L118 98ZM144 98V99H141V98ZM171 97V96H170ZM194 97V98H193ZM200 97V98H198ZM229 97V98H228ZM232 97V98H231ZM246 97V99H245ZM256 97V99H255ZM109 98V99H108ZM112 98V99H111ZM117 98V99H116ZM146 98V99H145ZM203 98V99H202ZM243 98V99H242ZM254 98V99H253ZM258 98V99H257ZM74 99V100H73ZM80 99V100H78ZM154 99V100H153ZM200 103H199V101ZM229 99V100H228ZM88 100V101H87ZM158 102H157V101ZM173 100V101H172ZM170 99L171 102L174 103V99ZM182 100V99H181ZM184 100V99H183ZM203 100V103L201 104V101ZM208 100V99H207ZM206 100V102H207ZM226 100L229 101V103H226V105H224V101L226 102ZM254 100V101H253ZM76 101V103L74 102ZM155 101V104H156V107H154V104L152 102ZM231 101V102H230ZM85 102H86V105H85ZM109 102V103H108ZM117 102V104H116ZM170 102V103H171ZM262 102V103H261ZM75 103V104H74ZM79 103V104H78ZM96 103V104H95ZM100 103V104H99ZM108 103V105L106 106V104ZM160 103L163 105H160ZM196 103H199V106L197 107L196 106ZM260 103V104H259ZM79 105V108H78V105ZM90 104V105H89ZM195 104V105H194ZM110 105V106H109ZM120 105V106H121ZM160 106L159 107H157ZM172 105V104H171ZM201 105V106H200ZM97 106V107H96ZM113 106V108H112ZM116 106V107H114ZM149 106V107H148ZM231 106V107H230ZM257 106V110L255 109ZM88 107V108H87ZM102 107V108H101ZM119 109H118V108ZM154 107V108H153ZM174 107V106H173ZM176 107V106H175ZM193 107V108H192ZM200 107V108H199ZM203 107H205L203 109ZM220 107V108H219ZM226 107V108H225ZM233 107V108H232ZM253 107V108H252ZM116 108V110H115ZM157 108V112H158V115H157V112H153V109ZM166 108V107H165ZM79 109V110H78ZM81 109V111H80ZM161 109V112H159ZM197 109V111H196ZM203 109V110H201ZM207 109V111L205 110ZM222 109V110H220ZM227 109V110H226ZM120 110V111H119ZM123 110H125V114H123V116L121 115L123 113ZM194 110V111H193ZM238 110V111H237ZM260 110V111H259ZM262 110V111H261ZM82 114H80V112ZM86 111V113H85ZM98 111V113H97ZM112 111V112H110ZM122 111V113H121ZM148 111V113H147ZM155 111V110H154ZM196 111V112H195ZM202 111V112H201ZM222 111V112H221ZM257 111V112H256ZM89 112V113H88ZM106 112L107 115L109 114L110 116V120L108 118H106ZM198 112V113H197ZM216 112V113H215ZM101 113V114H100ZM113 113V115H112ZM121 113V114H120ZM160 113V114H159ZM203 113V114H202ZM212 113V115H211ZM226 113V114H225ZM250 114V115H247ZM103 114V115H102ZM115 114V115H114ZM128 115L126 117H124V115ZM205 114V115H204ZM217 114V115H216ZM221 114H223V118L221 117ZM229 114V115H228ZM231 114V115H230ZM260 114V115H258ZM263 114V115H262ZM102 115V117H101ZM124 123L121 119L122 117ZM198 115V116H196ZM207 115V116H206ZM228 115V117H227ZM252 115V116H251ZM262 115V116H261ZM250 116V117H249ZM259 116V117H258ZM121 117V118H120ZM154 117V118H153ZM178 117H179V114H178ZM200 117V118H199ZM219 117V118H218ZM115 118V119H113ZM158 118V121H160ZM199 118V119H198ZM258 118V119H257ZM264 117H262L263 119ZM108 119V121L106 120ZM119 119V120H118ZM206 121H205V120ZM211 120V122L208 121ZM218 119V120H217ZM151 122H149V121ZM163 120V121H162ZM203 120V121H202ZM226 122H225V121ZM229 120V121H228ZM102 121V120H101ZM120 121V122H119ZM201 123V127L200 125H198V122ZM202 121V122H201ZM256 121V122H255ZM122 122V123H121ZM157 122V121H156ZM181 122V121H180ZM216 124H215V123ZM223 122V123H222ZM246 122V123H245ZM159 123V122H158ZM190 123V121H189ZM189 123L187 122V124L189 125ZM205 123V124H204ZM241 123V124H240ZM255 123V124H254ZM81 124V125H80ZM101 124H103V121L101 122ZM132 124V123H131ZM150 124V125H149ZM161 125V123H159ZM192 124V123H191ZM212 124V125H211ZM246 124V125H245ZM81 127H79V126ZM220 125V126H219ZM222 125V127H221ZM239 125V126H238ZM103 126V125H102ZM128 126V127H127ZM181 126V129H180V132L182 131V134L184 135L185 134V137L183 136V138H188L186 137V133L188 132L187 129L186 131L185 130H182V125L180 124ZM195 126V125H194ZM244 126V127H243ZM246 126V127H245ZM103 127V128H104ZM117 127V128H115ZM159 127V126H158ZM239 127V128H238ZM83 128V130H82ZM104 128V129H105ZM112 128V130H111ZM128 129V132H127V129ZM133 132H132V130ZM201 128V130H200ZM91 131H90V130ZM101 128V133L102 132H105L106 129L104 130ZM235 129V131H234ZM136 130V129H135ZM191 130V128L189 129ZM211 130V131H210ZM215 130V131H214ZM228 130V131H227ZM240 130V131H239ZM243 130V133H241V131ZM115 131V133H114ZM185 131V132H183ZM193 131V132H194ZM206 131V132H205ZM223 131V132H222ZM81 132V133H80ZM83 132V134H82ZM112 132V133H111ZM120 132V133H119ZM204 132V134L202 135V133ZM214 132V133H213ZM235 132H239V133H235ZM248 132V134L246 133ZM110 133L112 135H110ZM132 133V134H131ZM207 133V134H206ZM211 133V134H210ZM222 133V134H221ZM228 133V135H227ZM256 133V134H255ZM114 134V135H113ZM150 135V133H148ZM147 134V135H148ZM182 134H180V136L182 137ZM235 134V135H234ZM247 134V135H246ZM80 135V136H79ZM108 135V137L106 138V136ZM128 138H127V136ZM211 135V136H210ZM226 137H225V136ZM241 135V136H240ZM259 135V136H258ZM84 136V137H82ZM135 136V140L133 139ZM243 136H244V139H243ZM138 137V136H137ZM148 137V136H147ZM180 138V140H182ZM193 137V138H194ZM231 137V138H230ZM129 138H131L129 141ZM150 138V137H149ZM192 138V141L191 139H188L187 141H191L189 143H193L194 139ZM226 138V140H225ZM235 138V139H234ZM241 138V139H240ZM117 139V140H116ZM152 139V138H151ZM186 139H185V143H186ZM204 139V140H203ZM215 139V140H214ZM230 139V140H228ZM153 140V139H152ZM150 140V141H152ZM210 140V142L208 143V141ZM239 140V141H238ZM80 141V142H79ZM111 141V142H110ZM129 141V143H128ZM184 141V140H182ZM202 141V142H201ZM235 141V143H234ZM242 141V142H241ZM95 142V143H94ZM116 142V143H115ZM123 142V144H122ZM187 142V143H188ZM238 142V143H237ZM246 142V143H245ZM94 143V144H93ZM104 143L106 144V149L108 148V150H110V147L107 145V142L104 140ZM133 143V144H132ZM184 142L181 143V145L179 146H182V144L184 145L185 144ZM218 145H217V144ZM129 144V147H127ZM203 144V145H202ZM124 145V146H123ZM134 145V147H133ZM194 145H196L194 143ZM207 145V146H206ZM221 145V147H220ZM132 146V147H131ZM138 146V144H137ZM184 145L183 147V150L184 152L187 150L188 151V155L190 153H192V157H195V153L197 151V146H194V149L193 152L192 151V144L190 146V148H187L189 147V144L188 146ZM224 146H225V149H224ZM243 146V148H242ZM118 147V148H117ZM155 147V146H154ZM220 147V148H219ZM91 148V149H89ZM96 150H95V149ZM133 148V150H132ZM156 148V147H155ZM206 148V149H205ZM227 148V149H226ZM149 149V147H148ZM232 149V150H231ZM241 149V150H240ZM95 152H93V151ZM132 150V151H131ZM203 150V151H202ZM236 150V152H235ZM130 151V153H129ZM155 151V149H154ZM217 151V152H216ZM242 153H241V152ZM255 151V152H254ZM92 152V153H91ZM185 152V156L187 157V153ZM82 153V154H81ZM125 153V154H124ZM133 153V154H132ZM223 153V154H222ZM248 153V154H247ZM258 153V154H257ZM92 154V155H91ZM124 157H123V155ZM127 154H131L130 155H127ZM194 154V155H193ZM211 154V155H210ZM83 155V156H82ZM239 155V156H238ZM253 155H254V158H253ZM258 157H256V156ZM260 155V156H259ZM108 163L111 165L112 162H110V159L111 161L112 158L110 155H108ZM148 154L145 155L144 157L147 158ZM216 156V157H215ZM226 156V157H225ZM247 156V157H246ZM91 159H89V158ZM126 157V158H125ZM132 157V158H131ZM174 157V156H173ZM175 157H177V153L175 154ZM222 157V158H221ZM233 157V158H232ZM256 157V158H255ZM129 158V159H128ZM160 158V157H157V159ZM165 158V157H163ZM228 158V160H226ZM121 159V160H120ZM123 159V160H122ZM177 159H179V156L177 157ZM213 159V160H212ZM256 159V160H255ZM90 160H91V163H90ZM133 160L135 162H133ZM160 160H163V159H159L158 161L159 162H162ZM182 160V159H181ZM187 160V159H186ZM196 160V159H195ZM254 162H253V161ZM93 161V162H92ZM132 161V163H131ZM164 161V160H163ZM214 161V162H213ZM221 161V163H220ZM228 161V162H227ZM237 161V162H236ZM242 161V162H240ZM252 161V162H251ZM130 162L131 163V167H132V174L133 176L131 175V179H128L130 178V172L128 174V171H127V166H129L127 163ZM192 162L194 165L190 164V163H187L185 166V171L186 169L189 167H198V165L195 166L196 163H198L197 161H195L194 163V160L192 159ZM226 162V163H225ZM233 162V163H232ZM261 162V163H260ZM211 163V164H210ZM214 163V164H213ZM217 163V164H215ZM251 163V164H250ZM210 164V165H208ZM219 164V165H218ZM235 164V165H234ZM214 165V168L212 170V166ZM225 165V166H224ZM228 165V166H227ZM262 165V166H261ZM211 166V167H210ZM84 167V168H83ZM121 167V168H122ZM191 167V168H192ZM218 167V168H217ZM262 167V168H260ZM88 168V169H87ZM94 168V170H93ZM224 168H225V171H224ZM218 169V170H217ZM220 169H222L220 171ZM244 169V170H243ZM88 170V171H87ZM98 170V171H97ZM96 171V172H95ZM127 171V172H126ZM135 171V173H134ZM240 171V172H239ZM253 171V173H251ZM255 171V173H254ZM257 171V172H256ZM207 172V173H208ZM138 173V174H137ZM187 172H185V175L187 176L188 174H186ZM224 173V174H223ZM260 173V174H259ZM98 174V173H97ZM217 174V175H216ZM219 174V176H218ZM246 174V175H245ZM256 174V175H254ZM89 175V176H88ZM126 175V176H125ZM99 176V175H98ZM124 176V177H123ZM228 178H227V177ZM133 177V178H132ZM197 176H194V177H190L188 176L186 179H188V187H189V192L191 193V195L193 194V192H199L198 190H196L197 188V183L196 181H199L197 180L196 178ZM219 177H220V180H219ZM223 179H222V178ZM196 179L194 180L193 183L192 182V179ZM218 178V179H217ZM245 178V179H244ZM259 178V179H258ZM261 178V179H260ZM100 179V177H99ZM128 179V180H127ZM242 179V180H241ZM134 180V181H133ZM100 181V180H99ZM189 181L191 182L189 184ZM219 181V182H218ZM229 181V182H228ZM240 181V182H239ZM242 181V182H241ZM247 181V183H246ZM133 182L135 185H133ZM137 182V183H136ZM258 182L260 184H258ZM92 183V184H91ZM221 183V184H220ZM239 183L241 186H239ZM88 184V185H87ZM130 184L132 185L130 187ZM192 184H194V186H192ZM226 184V185H225ZM129 185V186H128ZM135 186V187H134ZM196 186V187H195ZM252 188H251V187ZM228 187V188H227ZM241 187V188H239ZM250 187V190L248 191L247 188ZM256 187V188H255ZM261 187V188H260ZM99 188V190L97 189ZM135 188V189H134ZM138 188V189H137ZM194 188V191H192ZM234 188L236 190H234ZM238 188V189H237ZM132 189V190H131ZM134 189V190H133ZM214 189V190H213ZM253 189H255V193L257 194H254L256 196H253L251 193L253 191ZM128 190V191H127ZM212 190V191H211ZM221 190V191H220ZM92 191V192H91ZM124 191V190H123ZM115 192V191H114ZM124 192V193H125ZM235 192V194H234ZM116 193V192H115ZM91 194V195H90ZM136 194V193H135ZM244 194V195H243ZM248 194V196H247ZM100 195V196H99ZM217 195V196H215ZM93 196V197H92ZM127 196V194H126ZM263 196V197H262ZM98 197V199H97ZM132 197V198H131ZM246 197V198H245ZM216 198V199H215ZM73 199V198H72ZM75 199V198H74ZM215 199V201H214ZM249 199V200H248ZM97 200V201H96ZM99 200V202H98ZM227 202H226V201ZM242 200V202H241ZM77 201V200H76ZM94 201V202H93ZM224 201V202H223ZM233 201V202H232ZM239 201V202H238ZM118 202H120V200L118 199V197H114V206H113V209L114 210H117L119 206ZM214 204H213V203ZM247 202V203H246ZM255 202V204L257 205V207L255 208V204L253 203ZM100 203V205H99ZM199 203V202H197ZM225 203V204H224ZM218 206H217V205ZM247 204V205H246ZM253 205V206H252ZM258 205L260 206V208L258 207ZM217 207V208H216ZM250 207V208H249ZM90 208V209H89ZM95 209V210H94ZM223 209V210H222ZM229 209V210H228ZM237 209V210H236ZM99 210V211H98ZM119 210V208H118ZM117 210V211H118ZM221 210V211H220ZM91 211V212H90ZM197 211V210H195ZM193 210V212H195ZM80 212V215L78 218H84V215L85 214H82L83 212L82 211H79ZM116 212V211H115ZM223 212V213H222ZM103 213L104 214V218L103 216H101L100 214ZM197 213V215H195ZM81 214L83 217H81ZM115 214V213H114ZM194 216H195V221H197L199 218V214H198V211L195 212ZM208 214V215H207ZM223 214V215H222ZM236 214V215H235ZM238 214V217H237V220L235 219L236 216ZM99 215V216H97ZM115 215H117L116 218L120 219L119 217V213H116ZM211 215H213L214 217H212ZM226 216V218H225ZM253 216V218H252ZM257 216H258V220L260 218V222H258L257 219ZM206 217V218H205ZM212 217V219H211ZM216 217V219H215ZM224 221H223V218ZM233 217V218H232ZM243 217V218H242ZM249 217V218H248ZM262 218V219H261ZM101 219V220H100ZM211 219V220H210ZM215 219V221H214ZM221 219V220H220ZM97 220V221H96ZM253 220V221H252ZM93 223H92V222ZM226 221V222H225ZM239 221V222H238ZM256 221V223H255ZM98 222V224H97ZM107 222V221H106ZM215 222V223H213ZM231 222V223H230ZM248 222V223H247ZM213 223V224H212ZM234 223V224H233ZM246 223V224H245ZM233 224V225H232ZM249 224V225H248ZM256 224V225H255ZM261 224V225H260ZM92 226V228H91ZM261 226L263 228H261ZM221 229H220V228ZM228 227V228H227ZM238 227H239V230H238ZM257 227V228H256ZM215 228V229H214ZM101 229V230H100ZM241 229V230H240ZM247 229V230H246ZM258 229V230H257ZM220 231L218 233V231ZM230 230H232L230 232ZM252 230V232H250ZM256 232H255V231ZM223 231V233H222ZM229 231V232H228ZM258 231V232H257ZM99 233H102L101 236L103 237V239L101 238V240H98L99 238ZM121 233V231L119 232V234ZM234 233V234H233ZM255 233V234H254ZM233 234V235H232ZM240 234V235H239ZM261 234V235H260ZM223 235V236H222ZM79 236V235H78ZM78 236H73L74 237V240H78ZM107 236H109L107 234ZM130 237H127V241L125 242V239L122 241L123 243L122 246H118L120 249L124 250V246L127 250L122 251L125 253V255L123 253H121V256L124 255V258H125V261H124V258H123V261L125 264H143L145 260L142 261L141 258L144 259L145 257V250H146V246H139V244L137 242H135V236L134 235H128ZM219 236V237H218ZM243 236V237H242ZM262 236V237H263ZM72 237V238H73ZM93 237H94V240H93ZM97 237V238H96ZM248 237V238H247ZM250 237H253V238H250ZM216 238H218L216 240ZM96 239V240H95ZM93 240V241H92ZM130 240H134L135 244H132L131 246V243H130ZM223 240V241H222ZM237 240V241H236ZM78 241H81L80 239ZM86 241V240H85ZM85 241L83 242H79L80 246H81V243L82 244V247H85L83 246L85 244ZM99 241V242H98ZM121 241V240H120ZM235 241V242H234ZM240 241V242H239ZM88 242V240L86 241V243ZM129 242V243H128ZM72 246L71 248L75 247L76 248V244L74 242H72ZM95 243V244H94ZM127 243H128V246H127ZM224 245H223V244ZM236 243V244H235ZM238 243V244H237ZM75 244V245H74ZM94 244V245H93ZM105 244V245H104ZM126 244V245H125ZM230 244V245H229ZM242 244V245H240ZM101 245V246H100ZM130 245V246H129ZM138 245V246H137ZM227 245V246H226ZM234 245V246H233ZM248 245V247H247ZM251 245V246H250ZM127 246V247H126ZM135 246V247H134ZM220 246H221V249H220ZM224 249H223V247ZM240 246V247H239ZM245 246V247H244ZM123 247V248H121ZM137 247V249H136ZM145 247V250H143V248ZM236 247V248H235ZM242 247V248H241ZM256 247V249H255ZM74 248V249H75ZM110 248V249H109ZM134 248L136 249V251L134 250ZM142 248V249H141ZM246 250H245V249ZM91 249H93L91 251ZM129 249V251H128ZM140 252H139V250ZM226 249V251H225ZM231 249V250H230ZM240 252H239V250ZM138 250V251H137ZM76 251V250H75ZM132 251V254H136L134 256V254L131 256V254H129V252L131 253ZM228 251V253H227ZM242 251V252H241ZM92 252V253H91ZM141 252L143 253V255L141 254ZM221 252V253H220ZM103 253V254H102ZM237 255H236V254ZM227 254V255H226ZM243 254V255H242ZM93 257H92V256ZM140 255V256H139ZM225 256H226V260H225ZM263 256V258H262ZM127 257V258H126ZM135 260H134V258ZM222 259H221V258ZM253 257V258H252ZM256 257V258H255ZM93 258V259H92ZM107 258V259H106ZM132 258V259H131ZM140 258V260H139ZM216 258V257H215ZM236 258V259H235ZM240 258V259H239ZM219 259V260H218ZM239 259V261H238ZM257 259V261H256ZM90 260V261H89ZM92 260V262H91ZM129 260V261H128ZM246 260V262H245ZM108 261V262H107ZM136 261V262H135ZM141 261V263H140ZM236 261V262H235ZM242 261V262H241ZM259 261V262H258ZM99 262V263H98ZM133 262V263H132ZM135 262V263H134ZM217 262V263H216Z\"/></svg>",
	"mask_w": 264,
	"mask_h": 264
}]
</instances>
